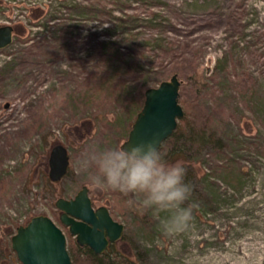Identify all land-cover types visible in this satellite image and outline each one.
<instances>
[{
    "label": "rangeland",
    "instance_id": "rangeland-1",
    "mask_svg": "<svg viewBox=\"0 0 264 264\" xmlns=\"http://www.w3.org/2000/svg\"><path fill=\"white\" fill-rule=\"evenodd\" d=\"M84 4L0 0V25L14 26L12 44L0 50V65L21 55L40 35L41 28L34 23L49 24L53 13L88 25L78 31L79 45L67 43L56 53L49 52L48 45L39 48L30 57L34 64L22 71L31 72L24 90L0 101V264H23L12 247L20 225L39 214L59 223L57 199L74 197L84 185L90 188L77 160L92 148H121L144 104L146 89L154 86L143 89L139 107L136 95L141 86L124 88L123 97L116 99L97 84L88 92L80 71L70 77L72 66L89 53L87 35L95 32L104 39L102 32L109 25L99 27L98 21L81 19L79 11L66 8ZM103 6L117 16L171 19L190 32L189 39L197 41L200 75L212 87L218 83L216 90L209 87L201 93L200 101L211 114L208 130L221 140L196 154L160 151L166 162L184 165V182L191 188L183 206L192 208L193 220L187 231L175 236L159 228L167 213L129 203L137 199L135 194L90 188L94 204L108 205L114 218L125 224L122 238L103 253L101 264H264V0H103ZM227 10L242 15V35H230L221 26L216 13ZM213 24L216 28H208ZM139 31L150 35L149 29ZM227 52L242 62L246 86L230 81L235 69L225 58ZM92 93L100 97L92 98ZM59 143L69 148L71 167L62 180L52 181L49 159ZM66 233L69 251L81 250V257L86 256L88 246L79 245L69 230Z\"/></svg>",
    "mask_w": 264,
    "mask_h": 264
},
{
    "label": "trees",
    "instance_id": "trees-1",
    "mask_svg": "<svg viewBox=\"0 0 264 264\" xmlns=\"http://www.w3.org/2000/svg\"><path fill=\"white\" fill-rule=\"evenodd\" d=\"M83 2L84 5L75 7L68 5L66 8L71 12L75 9L79 11V14L82 15L81 19L98 21L99 27L105 22H108L109 25L102 32V35L105 36L104 39H100V35L95 32H90L87 35L88 38L90 37L89 41H86L91 46L89 53L81 60V63L72 66L73 70L70 73L73 75L70 77L75 78L80 71L81 77L83 76L82 78L88 82V92L97 84L99 87L103 86L102 89L108 91L107 93L111 92L116 99L123 97L124 88L133 85L141 86L136 95L138 105L141 107L144 88L150 85L155 86L174 73H178L182 80L180 103L184 107L185 115L179 120L178 127L164 141L159 151L167 148L171 152L196 154L202 152L206 147L217 144V139H221H216L214 132L210 133L208 130L207 124L211 114L203 108L200 101V94L206 93L207 88L212 86L202 78L197 69L199 58L195 45L197 41L189 39L190 32L182 30L171 19H165L166 22L156 21L157 17L141 20L125 13L126 17H123L122 14L117 16L114 15L115 10L108 11L103 6V0H83ZM228 10L216 13L223 21L221 26L224 25V29L230 35H242L245 27L244 23L240 21L242 15L241 17L237 16L235 12H232L233 10ZM223 17L224 19H222ZM71 18H63L53 13L47 20L49 24L34 23L41 28L38 38H32L33 42L22 49L21 55L0 65V101L4 98H12L20 88H25L28 75L31 72L23 75L22 71L25 67H31L34 64L30 57L36 55L39 48L48 45L49 52L56 53L62 51L67 43L80 44L76 40V36L83 26L88 27V25L81 22L74 24L73 18ZM208 26H210L208 28H216L217 25ZM142 28L149 29L148 37L141 35L139 30ZM231 55H228L227 52L225 56L226 59L232 61L230 65L235 69L229 79L233 77L231 82L244 87L249 83L246 79L247 72L241 66L242 62L234 58L231 59L233 57ZM54 60V58H50V62ZM78 68L79 70H77ZM45 69L44 66L41 71H45ZM210 79L216 78L211 77ZM217 85L218 83L215 82V86L212 88L216 90ZM26 95L28 93L22 96L26 97ZM99 95L92 93L91 97L99 98ZM79 251L81 250L70 251L75 264H87L88 261L89 264H101L104 257L103 253L97 254L89 247L85 251L86 256L83 254L81 257L82 253Z\"/></svg>",
    "mask_w": 264,
    "mask_h": 264
},
{
    "label": "water",
    "instance_id": "water-1",
    "mask_svg": "<svg viewBox=\"0 0 264 264\" xmlns=\"http://www.w3.org/2000/svg\"><path fill=\"white\" fill-rule=\"evenodd\" d=\"M13 40L14 26L0 25V50L11 45ZM181 84L178 73H174L170 78L146 89L144 104L128 138L121 145L122 149L149 142L154 143L158 150L161 148L185 115L180 103ZM49 164L53 181H59L67 175L70 153L64 144L53 147ZM88 192V187L84 186L74 198H58L56 206L63 211L61 219L69 226L70 233L76 236L77 242L102 254L110 242L122 238L125 224L114 219L106 206L94 209ZM12 247L23 264H75L67 246L66 233L46 214L33 216L27 224L20 225L12 236Z\"/></svg>",
    "mask_w": 264,
    "mask_h": 264
},
{
    "label": "clouds",
    "instance_id": "clouds-1",
    "mask_svg": "<svg viewBox=\"0 0 264 264\" xmlns=\"http://www.w3.org/2000/svg\"><path fill=\"white\" fill-rule=\"evenodd\" d=\"M77 167L87 174L93 190L135 194L137 199L130 200V204L167 213L159 223L165 235L172 237L189 229L192 208L183 206L191 194L184 182L186 169L181 162H166L154 143L136 144L129 149L92 148L77 160Z\"/></svg>",
    "mask_w": 264,
    "mask_h": 264
},
{
    "label": "flooded vegetation",
    "instance_id": "flooded-vegetation-1",
    "mask_svg": "<svg viewBox=\"0 0 264 264\" xmlns=\"http://www.w3.org/2000/svg\"><path fill=\"white\" fill-rule=\"evenodd\" d=\"M66 146V145H65ZM67 147V146H66ZM68 148V147H67ZM53 149V148H52ZM68 150H69V148H68ZM52 151V150H51ZM69 153H70V151H69ZM70 167H71V154H70ZM70 167H69V171H70ZM69 171H68V173H69ZM68 173H67V175H68ZM49 175H50V172H49ZM66 175V176H67ZM65 176V177H66ZM64 178V177H63ZM62 178V179H63ZM61 179V180H62ZM52 180V179H51ZM53 181V180H52ZM60 181V180H59ZM84 186H87V185H84ZM83 186V187H84ZM82 187V188H83ZM88 187V186H87ZM81 188V189H82ZM80 189V190H81ZM88 189H89V196H90V198H91V200H92V205H93V207H94V209H98L99 207H101V206H106V207H108L109 208V206L108 205H105V204H103V205H100V206H96L95 204H94V202H93V199H92V197H91V195H90V188L88 187ZM79 190V191H80ZM78 191V192H79ZM77 192V193H78ZM75 197V196H74ZM74 197H71V198H74ZM64 198H66V197H64ZM71 198H67V199H71ZM58 208V207H57ZM59 209V208H58ZM60 211H59V216H58V221H59V223L58 222H56L63 230H64V232L66 233V230H69V226L68 225H66L63 221H62V219H61V217H62V214H63V211L61 210V209H59ZM109 210H110V208H109ZM111 212V211H110ZM111 214H112V212H111ZM113 216V215H112ZM114 217V216H113ZM115 219V218H114ZM55 221V220H54ZM66 235H67V233H66ZM67 240H68V237H67ZM77 240V239H76ZM113 243H115V242H110V244H109V246H108V248L113 244ZM80 245V244H79ZM82 246V245H81ZM85 246H87V245H84V246H82V247H85Z\"/></svg>",
    "mask_w": 264,
    "mask_h": 264
}]
</instances>
